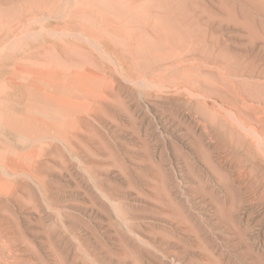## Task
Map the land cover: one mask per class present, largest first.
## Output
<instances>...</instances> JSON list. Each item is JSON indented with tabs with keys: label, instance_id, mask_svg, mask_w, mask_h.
Instances as JSON below:
<instances>
[{
	"label": "rangeland",
	"instance_id": "1",
	"mask_svg": "<svg viewBox=\"0 0 264 264\" xmlns=\"http://www.w3.org/2000/svg\"><path fill=\"white\" fill-rule=\"evenodd\" d=\"M0 201V264L55 263L57 206L264 264V0H0Z\"/></svg>",
	"mask_w": 264,
	"mask_h": 264
},
{
	"label": "bare ground",
	"instance_id": "2",
	"mask_svg": "<svg viewBox=\"0 0 264 264\" xmlns=\"http://www.w3.org/2000/svg\"><path fill=\"white\" fill-rule=\"evenodd\" d=\"M13 122H16V126L19 128L21 125L25 126L21 123V119H15ZM12 172H14V170ZM102 195L106 198L105 193H103ZM108 198L111 199L109 196ZM33 199L36 201L45 200L49 204L54 202V200L48 195L47 196L46 195L34 196ZM91 199L94 202H97L99 200L98 197L96 196L92 197ZM19 201H17V203ZM56 211L58 213L57 218L59 219L60 224H61L60 228L64 230L59 235L61 236V239H62L61 241H63L64 244L61 246V244L57 242H54V244L52 243L54 253H55V259H56L54 264H127L128 260H131L135 264H140L144 259L143 258L144 255L149 258V261H148L149 264H153L152 261L158 260L157 254L155 253V250L156 251L159 250L157 248L158 245H157L156 238L153 237L149 239H144L140 234H138L136 224L125 218H123L125 228L124 226H122V227H116L114 229L115 231L114 235L116 236L118 243L122 247V248L120 247L122 249V251L120 250L121 252H116L113 250V247L111 246L112 240L111 241L109 240V238L113 234L106 235V233L98 231L96 228L90 225L84 218L76 214H73L67 210L64 211L63 208L61 207L58 208L57 206ZM68 234L71 236L70 239L72 241H70L66 237V236H69ZM162 252H163L162 254L163 257L166 259H169L174 264H203V262L200 263L199 260L192 258V257H188L183 254L181 255L178 254V256H167L163 250ZM35 258L37 259V257ZM166 259H160L161 263L171 264L169 263V260H166ZM43 261L44 260H42V262ZM205 261L207 262V264H218V261L216 262V261L209 260V259L204 260V262ZM37 262H38V259H37ZM44 262L45 264H47L46 260ZM33 263L34 262H32V264ZM29 264L31 263L29 262Z\"/></svg>",
	"mask_w": 264,
	"mask_h": 264
}]
</instances>
